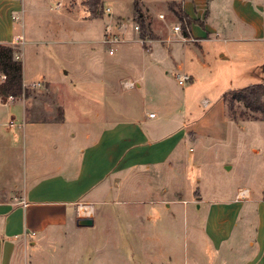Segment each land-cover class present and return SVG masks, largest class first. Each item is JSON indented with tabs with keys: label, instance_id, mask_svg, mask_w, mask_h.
Segmentation results:
<instances>
[{
	"label": "rangeland",
	"instance_id": "1",
	"mask_svg": "<svg viewBox=\"0 0 264 264\" xmlns=\"http://www.w3.org/2000/svg\"><path fill=\"white\" fill-rule=\"evenodd\" d=\"M86 1L22 0L24 12L15 27L16 33H21L22 24L24 44L16 50L25 69L26 83L31 87L45 78L51 83L61 81L69 88L71 96L104 95L105 104L111 108L112 122L133 121L142 113L143 107L155 113V106L161 104L162 98L170 92V101L166 105L173 113L165 120H169L170 132L181 130L185 124L198 134L194 140L182 142L184 163L176 168L174 176L169 174L170 199L177 197L175 192L179 188L181 197L188 200L186 213H175L168 238L173 260H176L174 264H184L185 261L187 264H221V260H225V264L238 263L247 255V241L256 242L255 220H247V216L238 219L228 249L217 250L212 247L202 228L208 205L198 202L197 197L231 199L234 185L246 183L249 187H255L261 174L264 176L262 116L257 114L255 121L235 122L222 115L226 105L221 96L260 82V77L255 74L264 79V39L254 38L249 32L232 34L218 30L209 34L208 40L198 43H170V38L181 37L173 33V27L181 26L182 33L185 28L177 17L180 9L173 8L172 15L166 7V0H142V3L138 2L139 14H144L142 19L146 25V36L152 35L148 38L152 42H144L141 46L139 37L142 31L133 9V0H101L95 16L88 11ZM217 1L225 5L220 11L224 7L227 10L228 5L233 3V0ZM246 1L264 21V0ZM169 5L170 8L172 4ZM107 9L109 12H106ZM160 11L163 12L164 21L157 18ZM227 18L233 20L232 15ZM149 21L152 28L147 27L146 22ZM194 22L199 23L197 20ZM212 23L216 27L223 25L218 17ZM135 25L140 27L139 35L134 31ZM187 28L190 31V25ZM106 31L118 35L116 37L121 42L104 44ZM187 38L194 39L190 35ZM169 49L173 50L172 58L167 56ZM221 54L226 59H220ZM196 56L199 61H196ZM182 61L197 74L192 81L179 86L173 62ZM202 63L206 65L205 68H202ZM139 71L143 72L144 77L141 89L125 90L117 82L119 77H130L135 81ZM104 75L105 78L110 76L111 83L101 92L92 86V82L97 78L101 80ZM35 93L39 91L35 90ZM203 100L209 102L206 108L202 106ZM6 101L7 98H1L2 103ZM243 110L241 105L234 103L235 117L244 118L240 116ZM245 112L251 117L248 110ZM11 115L7 107L0 108V164L6 146L17 133L15 158L18 163L15 172L19 175L21 122ZM68 120L71 122L70 114ZM158 120L159 113L154 121ZM199 138L200 142L197 141ZM224 165L232 166V170L226 172ZM160 173V178L166 176V173ZM150 184L152 187L161 186L155 181ZM132 198L136 201L157 200L145 194ZM142 204L139 202L137 205L147 212L159 206L155 202L151 203L153 205ZM122 208V204L107 207L113 217L112 228L118 236ZM96 209L95 223L83 227V234L69 227L63 234L51 238L38 236L34 239L36 245L27 246L18 264H112L107 259L110 253L105 246L103 206H96ZM151 248L150 245L146 246L148 251ZM118 250L117 254L126 257L133 253L132 248L124 242L120 243ZM135 255L138 256V253L135 252L134 258ZM139 258L130 264H141Z\"/></svg>",
	"mask_w": 264,
	"mask_h": 264
},
{
	"label": "crops",
	"instance_id": "2",
	"mask_svg": "<svg viewBox=\"0 0 264 264\" xmlns=\"http://www.w3.org/2000/svg\"><path fill=\"white\" fill-rule=\"evenodd\" d=\"M64 1L72 3V0ZM216 1H164L172 15L173 8H179L188 18L190 31L182 35H190L197 40L170 38V43H198L208 40L209 34L218 30L232 34L249 32L254 38L264 39V21L249 1L233 0L228 9L224 7L222 11L221 7L225 5ZM138 2L142 3V0H133L132 5H137L139 9ZM169 4H172L170 8ZM133 9L137 14L135 7ZM23 12L22 0H0V44L11 45L15 38L23 37L22 24L21 33H16L17 21L12 20L13 15L22 18ZM147 13L151 15L149 11ZM159 15H163V12L160 11L157 18ZM228 15H232V21L228 20ZM139 16L143 17L144 14ZM215 17L222 19V26L210 24ZM196 20L199 23H195ZM146 24L152 28L151 21ZM173 55V50L169 49L167 56L172 58ZM220 59L226 57L221 54ZM196 61H199L197 56ZM173 63L175 79L181 74L194 79L197 73L190 71L185 61ZM205 67L202 63V68ZM137 75L135 81L130 77H119L117 82L125 90H131L125 88L128 83H134L135 87L141 89L143 72L139 71ZM255 75L260 77V82L256 84H264V79ZM109 77L105 78L104 75L101 80H93L92 86L104 92V88L111 83ZM3 79L0 75V82ZM22 82L29 92L28 97L0 102V108L7 107L12 118L17 117L21 122L22 143L19 175L15 172L18 163L15 158L17 133L6 146L0 164V264H18L27 246L36 245L34 239L38 236L51 238L63 234L69 227L83 234V227L77 225V220L91 219L93 225L97 215L96 206L100 205L103 206L105 246L110 253L107 257L110 263L130 264L141 257V264H174L176 260H173L168 238L175 213L185 214L188 200L181 197L179 188L175 192L177 197L170 199V175L174 176L176 168L184 163L182 142L194 140L198 134L185 124L181 130L170 132L169 120L165 121L173 113L166 105L170 101V92L162 98L161 104L155 106V113L143 107L142 113L133 121L112 122L111 108L105 104L104 95L71 96V91L61 81L51 83L45 78L38 88L32 89L26 83L23 65ZM35 90L39 93H35ZM203 101L208 104L204 106ZM203 101L202 106L206 108L209 102ZM158 113L160 121H154ZM150 114L154 116L149 117ZM224 168L226 172L232 170V166L224 165ZM160 172L166 173V176L160 178ZM152 181L159 182L161 186L152 187ZM141 194L152 195L157 200L136 201L132 198H138ZM231 194V199L197 197L198 202L208 205L203 231L213 248L225 250L228 249L234 228H237L238 219L247 216V220H255L256 242L247 241V255L236 264H264L263 174L255 187L237 183ZM139 202L142 205H153L151 203L155 202L159 206L147 212L137 205ZM119 204L123 208L119 216L118 236L112 228L113 217L107 207ZM121 242L132 248L130 257L117 254ZM147 245L153 248L148 251ZM135 252L138 256L134 258ZM225 263V260H221V264ZM184 264H187L186 261Z\"/></svg>",
	"mask_w": 264,
	"mask_h": 264
},
{
	"label": "trees",
	"instance_id": "3",
	"mask_svg": "<svg viewBox=\"0 0 264 264\" xmlns=\"http://www.w3.org/2000/svg\"><path fill=\"white\" fill-rule=\"evenodd\" d=\"M86 7L92 16L97 15V11L100 6L99 0H87ZM174 5V4H173ZM137 12V21L141 27V38L146 36V25L141 16H139L140 10L137 5L134 6ZM175 7V5H174ZM178 20L181 23H190L188 18L181 13L177 12ZM185 33V28L184 32ZM151 38L152 35H149ZM17 50L14 46L10 44H0V75L4 77L3 81L0 82V102L1 98L13 97L21 98L28 97L29 92L24 88L22 82V63L15 59V54ZM264 84H253L234 92H227L223 95V101L226 105L225 115L229 119L238 122L245 120H257V114L262 116L264 120ZM234 103L242 106L244 109L240 112V116L244 118L238 119L235 117ZM248 110L251 117L245 112ZM246 116V117H245Z\"/></svg>",
	"mask_w": 264,
	"mask_h": 264
},
{
	"label": "built area",
	"instance_id": "4",
	"mask_svg": "<svg viewBox=\"0 0 264 264\" xmlns=\"http://www.w3.org/2000/svg\"><path fill=\"white\" fill-rule=\"evenodd\" d=\"M60 7V4L58 3L57 5V8ZM106 12H109V10L107 9ZM159 19H164V16L163 15H159L158 16ZM19 17L17 15H13L12 16V20L13 21H18ZM184 26H185V32L187 33L188 32V28H187V25L186 23H182ZM134 31L136 32L137 35L140 34V27L138 25H135L134 26ZM173 32L174 33H177V34H180L181 35V40L182 41H192V42H196L197 40L195 39H192V38H187V36H184L182 35V30H181V26L179 25H176L173 27ZM149 37L145 36L144 38H141L139 37V43L140 45L142 46L144 44V42H152L151 39H148ZM188 39V40H187ZM117 42H121L116 36L114 35H111L110 32L106 31V35L104 36V39H103V43L104 44H110V43H117ZM24 44V39L23 37L19 36L17 38L14 39V41L12 42V46H14L15 48H18V46H22ZM109 54H111V51L109 52ZM15 59L16 60H19V57H18V54L16 53L15 54ZM176 80H177V84L179 86H184V84L192 81V78L189 76V75H186V74H181V75H177L176 76ZM40 84L37 83V84H33L31 87L32 89H35L37 87H39ZM135 87L134 83H128L125 85V88L127 89H133ZM8 100H14L13 97H8L7 98ZM208 103L206 101H203V105L206 106ZM154 115L153 114H150L149 117H153ZM34 235V234H32Z\"/></svg>",
	"mask_w": 264,
	"mask_h": 264
},
{
	"label": "water",
	"instance_id": "5",
	"mask_svg": "<svg viewBox=\"0 0 264 264\" xmlns=\"http://www.w3.org/2000/svg\"><path fill=\"white\" fill-rule=\"evenodd\" d=\"M92 220L91 219H78L77 225L80 227H89L92 226Z\"/></svg>",
	"mask_w": 264,
	"mask_h": 264
}]
</instances>
